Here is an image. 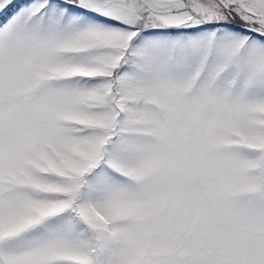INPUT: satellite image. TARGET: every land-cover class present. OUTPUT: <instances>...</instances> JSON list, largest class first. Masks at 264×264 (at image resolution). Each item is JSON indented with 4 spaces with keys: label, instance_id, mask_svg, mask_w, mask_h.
I'll return each instance as SVG.
<instances>
[{
    "label": "snow or ice",
    "instance_id": "6c2138e0",
    "mask_svg": "<svg viewBox=\"0 0 264 264\" xmlns=\"http://www.w3.org/2000/svg\"><path fill=\"white\" fill-rule=\"evenodd\" d=\"M0 264H264V0H0Z\"/></svg>",
    "mask_w": 264,
    "mask_h": 264
}]
</instances>
